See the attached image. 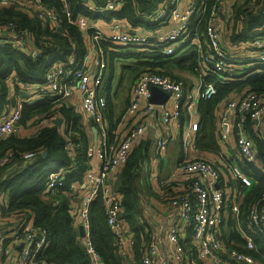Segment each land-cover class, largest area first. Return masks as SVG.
<instances>
[{
	"label": "built area",
	"instance_id": "2783aa9c",
	"mask_svg": "<svg viewBox=\"0 0 264 264\" xmlns=\"http://www.w3.org/2000/svg\"><path fill=\"white\" fill-rule=\"evenodd\" d=\"M60 1L69 24L80 30L92 28L94 31L92 64L86 68L85 58L78 59L72 54L67 62L50 65L41 82L28 86L32 92L26 89L27 86H20L19 92H24L27 97L0 117V141L8 136H24L25 131L19 125L23 105L48 99L68 107V98L78 93L80 113L85 119H92L97 129L96 141L87 147L86 152L91 160H100L96 171H88L80 185L71 186L74 192L82 193L80 202H76V225L83 228L84 235L81 239L89 264H103L90 238L89 206L98 195L101 196L105 220L119 256L132 258L134 237L121 218L120 196L107 181L127 161L134 145L148 133L152 134L148 142L158 154L166 151L169 141L180 139L184 158L177 169L184 177H188L190 191L169 200V205L177 209L178 219L165 233L166 252L163 253L159 244L150 239L141 252V264H256L251 255L230 248L221 240L219 227L224 221L225 207V192L220 186L221 171L214 164L194 156L197 150L193 135L198 129V121L195 120L199 117V99H211L216 94L213 84L204 81L205 77L213 75L226 82L240 75L246 67L264 62V24L251 32V35L248 34L250 38L238 42L239 47L245 51L244 55H249L248 57L231 56L220 42L226 23L225 18L221 17L222 10L227 0H214L201 32L198 30L200 18L206 9L202 0L190 1L184 10L178 9L179 0H165L151 20V23L157 25L153 31L137 28L134 32H125L119 23H114L107 36L96 29L93 25L95 23L90 22L86 16L77 15L73 19L64 0ZM93 1L100 3V6L95 7L91 3ZM255 1L260 4L263 0ZM82 5L89 13L102 15L118 11L121 0H82ZM6 7L18 8L42 24L47 23L56 29L59 27L58 14L53 8L47 7L43 0H0V8ZM162 27L166 31L156 33ZM18 32L15 23L0 20V33L11 39L15 49L26 51L24 45L32 42L34 35L23 32L19 37ZM104 41L139 51L162 53L165 56L172 55L183 43L190 41L197 53L193 75L197 85L189 89L184 80L172 79L156 72H141L132 84L129 103L113 135L114 141L108 143V128L103 117L106 101L98 93L107 69L104 50L98 44ZM30 54L36 56L37 51L33 49ZM245 59L247 63L242 65ZM152 87L167 95L163 104L150 103ZM220 104L223 109L217 121L218 144L224 145L234 134L240 160L264 173V156L255 150L253 140L244 128L247 118L254 130L264 124V95L252 91L231 93ZM39 121L44 125L47 119ZM259 124L261 125L258 126ZM79 146L78 143L77 147ZM73 148V144L67 145V149ZM35 156L33 152H25L22 158L29 161ZM12 160L13 153L7 151L0 157V168L10 165ZM227 170L236 181L246 182L235 161L228 165ZM63 187L60 173L48 174L45 193H55ZM240 195L241 192L236 189L231 197L234 203L231 212L235 216L238 213ZM249 220L264 239V193L251 206ZM48 246L47 231L34 227L30 217H26L0 235V249H3L0 264H52L44 258ZM246 249H256L251 237L247 236Z\"/></svg>",
	"mask_w": 264,
	"mask_h": 264
},
{
	"label": "trees",
	"instance_id": "16d2710c",
	"mask_svg": "<svg viewBox=\"0 0 264 264\" xmlns=\"http://www.w3.org/2000/svg\"><path fill=\"white\" fill-rule=\"evenodd\" d=\"M43 2L58 14L60 31L47 23L42 24L39 20L29 17L26 12L18 8H0V20L15 23L19 29L17 33L19 37L23 32L34 35L33 41L26 42L24 45L26 51L15 49L11 39L8 42H0V117L4 115V108L10 102L8 101L11 94L10 84H12L13 92L17 94L20 86L26 87L41 82L50 65L67 62L71 54L82 59L87 52L86 36L78 27L67 22L62 2L60 0H43ZM64 2L73 19L77 15L86 16L92 23L98 20L107 22L115 19L120 23L126 22L132 29L141 28L150 31L157 27L156 24L151 23V20L157 9L161 7L163 0H121L118 11L102 15L86 11L82 0H64ZM93 2L95 7L100 6V3ZM202 2L205 3L206 9L200 18L199 32L203 31L209 12L214 5V0H202ZM250 10H239L235 14L236 23L241 14L244 17L240 23V34L232 35L231 41L243 42L250 38L248 34L251 31L263 25L264 7L256 14H251ZM192 21L194 22V19ZM98 44L108 56L107 84L112 78L115 56L132 60L133 70L137 72H156L179 80L182 79L176 74L178 71L195 74L197 53L191 43H187L188 49L182 50L183 47H178L170 56L110 43L99 42ZM33 49L37 51L36 56L30 54ZM134 79L131 81L132 84ZM204 81L213 84L216 94L211 99H199L200 123L194 146L198 152H216L220 149L215 115L218 105L231 93L252 91L264 95V62L253 67H246L240 75L226 82L218 80L213 75L206 76ZM104 98L106 109L103 117L108 128V143H111L123 112L114 119L108 90L105 91ZM38 118L47 119L48 123L37 125L39 123L35 122L32 124V129L35 130H32L27 137L13 135L0 141V157L7 151L13 153L12 163L0 168V179L8 170L18 166L17 171L0 182V191L7 196L8 200V209L3 212V215L14 214L16 221L19 222L30 217L34 227L45 229L49 246L44 258L52 264H89L82 239L79 238L75 227L76 202L78 201L77 195L71 188L72 185H80L85 174L90 170L91 158L86 150L91 144L83 130V116L73 105L66 107L46 99L23 105L19 125L26 128L28 122L32 119L37 121ZM57 118L62 121L60 126L55 124ZM251 125V121L247 118L244 124L245 131L253 140L255 150L264 156V137H260L258 133L254 134L250 129ZM78 143L79 147H77ZM68 144H73L74 148L67 149ZM147 145L148 142L134 145L127 161L118 169L120 171L112 184V190L121 199V218L134 237L132 264H141V252L151 239L145 229L136 222V214L139 211L136 180L138 170L148 156ZM25 152H33L36 156L29 161H24L22 155ZM236 164L244 177L250 180V185L245 186L241 181H237L241 192L238 199V213L236 216L233 215L232 206L228 207L229 216L219 227L220 237L230 248L251 255L257 264H264V239L249 220L251 206L264 193V173L244 162ZM52 172L61 174L64 187L55 193L47 194L45 193L47 177ZM185 179L188 185V177ZM188 192L189 189L185 193ZM89 219L90 238L102 258V263L125 264L124 257L119 256L114 238L108 229L100 195L96 196L89 206ZM246 236L253 240L255 250L246 249Z\"/></svg>",
	"mask_w": 264,
	"mask_h": 264
},
{
	"label": "crops",
	"instance_id": "0c3cea01",
	"mask_svg": "<svg viewBox=\"0 0 264 264\" xmlns=\"http://www.w3.org/2000/svg\"><path fill=\"white\" fill-rule=\"evenodd\" d=\"M190 1H193V0H179L178 9L184 10L188 6ZM164 3H165V0H163V3L161 6H163ZM92 4L94 5V2ZM262 7H264V0L260 4H256L255 0H227L226 6H224L222 10L221 17L222 19L225 18L226 23H225V30L223 31L221 35L222 39L220 42L229 55L241 56V57L249 56V55H244V49L239 47L238 45L239 41L233 42L230 40V37L232 35L240 34V31H241L240 23L242 22L243 17H244L241 14L238 17L237 23H236L235 14L239 10H248V9H251L250 10L251 14H256L257 11L261 10ZM114 23H119L120 26L122 27V30H124L125 32H134L136 30V29H132L126 22L123 21L122 23H120V22L115 21V19H112L107 22L103 20H98L93 25L96 29H98L101 33H103V35L107 36L109 34L110 26ZM153 30L154 28L151 31ZM82 31H83V34L86 36V44H87V52L83 56L82 59L85 58V61L87 64L86 68H89L92 64V57L94 54V45L92 43L94 33L92 32V30L90 32H87V30L86 31L82 30ZM165 31H166V28L162 27L158 31H156V33H164ZM9 39L10 38L7 35H5L4 33H0L1 43L8 42ZM104 43H106V41H104ZM187 43L190 44V41L183 43L180 47L188 49L186 47V45H188ZM69 58L70 57H68V59ZM115 58L116 56L113 58V60ZM105 60L107 62V67H108L109 61H108V56H106V53H105ZM62 63H59V64H62ZM243 63H247V60L245 59ZM114 65H115V62H114ZM107 69L105 71V76L102 82V86L98 90V93L99 95L104 97L105 91L108 90V94H109V97L112 103V111H111L113 115L112 117L116 119L122 112L124 113V111L126 110L128 106L132 83H129L127 86H124L125 88L123 87L122 89H120V85H122V83L121 81H118L112 88V82H111L112 80L109 81V84L106 83V72L108 71ZM176 74L179 75L181 79L186 82V85L187 87H189V89H193L197 85V81L195 77H193V75L190 72L178 71V73ZM117 83H120V85H118ZM10 89H11V94L8 97V101L10 102H8V105L5 106L4 108V115L9 113L14 108V105H16L17 103H20L22 100H25V98L27 97V94H25L24 92L22 93L18 92L17 94L13 92L12 85H10ZM26 89L32 92L31 87H28V85ZM73 91H76V89H73ZM68 100L70 103L69 105H73L78 112H81L80 104H79V97H78L77 92L71 95V97L68 98ZM117 109H119V111H117ZM197 109H198V104H197ZM222 109H223V105L219 104L215 111L216 128H217L218 117ZM37 120L39 121L40 119L38 118ZM83 120H84L83 130L88 137L89 144H92L95 142L94 136L92 133V128L89 124V120L85 119L84 117H83ZM31 121L28 123H31ZM195 121L196 122L198 121V129L193 135L194 140L199 130L200 116ZM47 123L48 121L44 123V125H46ZM260 125L261 124H259L258 126ZM250 129H252V132L254 134L258 133L257 135H259L260 137H264V124H262V126L259 128L256 127V130H254L252 127H250ZM32 130H33L32 126L29 128H25V129L23 127L22 131L23 132L25 131V134L23 137H27L29 134H31ZM89 134L91 135V137H89ZM151 138H152V134L148 133V135L143 137L138 143L148 142V140ZM177 140H179L180 142L179 138L169 141L167 143L166 151L162 154L156 153L154 149L152 148V144H149L148 142V145H147V155L148 156L146 157V160H144V162L142 163V166H140L138 170V174H137V180H136L138 206H139V211L136 214V222L138 225H140L142 228L145 229L146 234L150 236L151 240H154L157 244H159V247L163 253H165L167 250L165 247V241H164L165 233L169 230L170 227H172L174 223L177 222L178 215H177V209L171 206L170 207L168 206L169 207L168 209L166 207H163L160 203H162L164 199L169 201L171 198L180 197V196H183L189 193V192L185 193L189 189V183L188 185L186 184L185 177L177 169L178 164L184 158L182 147L180 151L181 142H180V146L179 144L177 145L176 143H174ZM219 147L220 149L217 150L216 152H210V151H203V152L199 151L198 152L197 151V153L194 156L202 158L214 164V166H216L221 171L222 178L220 181V186L223 187L224 192H225V207H224V213H223L224 221H225L229 216L228 207L234 204L232 203L233 201L231 197L233 193L236 191V189H239V182H237L230 175L229 171L227 170V167L232 161H236V163H240L242 161L240 160V157L237 153L234 134L224 145H219ZM99 164H100V160L98 158L97 159L93 158L90 161L89 171L94 170V169L96 171ZM14 168L16 169V171L18 170V166L13 167L12 169L8 170L1 177V179L2 180L6 179L9 176L7 174L9 171H12V173H14L15 172L13 171ZM168 168L170 169L167 172L166 169ZM119 171L120 170H116L112 175H110L107 183L111 187H112V184H114V181L116 180V177ZM245 179H246V182H242V181L241 182L243 183V185L249 186L250 180L248 178H245ZM75 194L77 195L76 199L80 202L82 193L75 192ZM0 196H1L0 197V235H3L7 231V229L10 228V226L12 227V225H18L21 221L16 223V217L14 216V214H11L8 216L3 215V212H5L8 209V200H7V196L2 191H0ZM75 227L77 230V234L79 238L81 239L82 237H80V234H79V225H76ZM2 255H3V249H0V260L3 258ZM124 261H125V264L133 263L132 258L130 257L124 258Z\"/></svg>",
	"mask_w": 264,
	"mask_h": 264
},
{
	"label": "rangeland",
	"instance_id": "374dc122",
	"mask_svg": "<svg viewBox=\"0 0 264 264\" xmlns=\"http://www.w3.org/2000/svg\"><path fill=\"white\" fill-rule=\"evenodd\" d=\"M222 37L220 38L221 41ZM176 46V45H175ZM178 47V45H177ZM187 48H189V45H186ZM182 50H185V48H182ZM228 53V52H227ZM240 53V52H239ZM245 54V51H244ZM115 62V65L113 67V72H112V78H111V82H112V88L114 87V85L116 84V82L121 81L122 85H120V83H117L118 85H120V89H122L124 86H127L129 83H131L133 77L135 78L138 74H140L141 72H137L134 69V62L132 60H124L123 57H118L115 58L113 60ZM245 64V63H242ZM115 69V71H114ZM108 71L106 72V80L109 76V66H108ZM181 79V78H180ZM125 88V87H124ZM120 104V103H119ZM117 111H119V109H117ZM41 118V117H39ZM35 122H38L39 124L37 125H42L40 124V121H35L32 120L31 123L27 124L26 128H29L31 126H33L32 124H35ZM36 125V126H37ZM25 129V128H24ZM35 129H33L34 131ZM25 134V133H24ZM89 137H91V135L89 134ZM114 141L113 138H111V143ZM177 145L179 144L180 146V142L179 140H177L176 142ZM93 144V143H92ZM180 151H181V146H180ZM170 168L166 169V171L168 172ZM176 169V168H175ZM1 197V196H0ZM163 207H166L169 209L170 205H169V201L164 199V201H162V203H160ZM169 206V207H168Z\"/></svg>",
	"mask_w": 264,
	"mask_h": 264
},
{
	"label": "water",
	"instance_id": "95a60500",
	"mask_svg": "<svg viewBox=\"0 0 264 264\" xmlns=\"http://www.w3.org/2000/svg\"><path fill=\"white\" fill-rule=\"evenodd\" d=\"M60 30L61 29L58 27L57 31H60ZM91 30H92V28L91 29H87V32H90ZM150 91H151L150 103L155 104V105H160V104H163L167 100V95L165 93H163L162 91H160L158 88L152 87L150 89ZM61 122L62 121L59 118H57L55 120V124L57 126H60ZM89 124H90V126L92 128V133H93V136H94V140L96 141L97 129H96L95 123H94V121L92 119H90L89 120ZM13 171H16V169L14 168ZM7 174L10 176L12 174V171H9ZM1 181H2V179H0V182ZM79 234H80V237H83L84 232H83V228L82 227H79Z\"/></svg>",
	"mask_w": 264,
	"mask_h": 264
}]
</instances>
